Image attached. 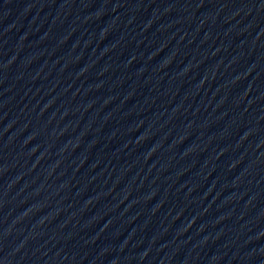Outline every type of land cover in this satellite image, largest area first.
Segmentation results:
<instances>
[{
  "label": "water",
  "instance_id": "water-1",
  "mask_svg": "<svg viewBox=\"0 0 264 264\" xmlns=\"http://www.w3.org/2000/svg\"><path fill=\"white\" fill-rule=\"evenodd\" d=\"M0 264H264V0H0Z\"/></svg>",
  "mask_w": 264,
  "mask_h": 264
}]
</instances>
